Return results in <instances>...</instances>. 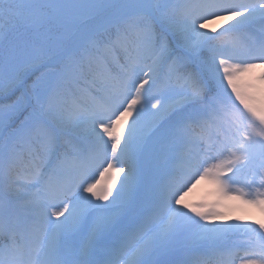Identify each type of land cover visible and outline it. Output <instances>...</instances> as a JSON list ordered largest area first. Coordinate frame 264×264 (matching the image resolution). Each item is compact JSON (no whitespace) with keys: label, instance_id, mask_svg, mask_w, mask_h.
Wrapping results in <instances>:
<instances>
[{"label":"snow or ice","instance_id":"1","mask_svg":"<svg viewBox=\"0 0 264 264\" xmlns=\"http://www.w3.org/2000/svg\"><path fill=\"white\" fill-rule=\"evenodd\" d=\"M205 179L264 212V0H0V264H264Z\"/></svg>","mask_w":264,"mask_h":264},{"label":"rangeland","instance_id":"2","mask_svg":"<svg viewBox=\"0 0 264 264\" xmlns=\"http://www.w3.org/2000/svg\"><path fill=\"white\" fill-rule=\"evenodd\" d=\"M219 30H222L219 23L214 25ZM227 26V25H225ZM261 70L257 69L255 75L258 76ZM251 78L245 77L243 82H248ZM133 97L135 93L132 94ZM131 102L130 100L128 101ZM139 107V105H137ZM135 118V113L128 118V125L125 126V135L127 134V127L131 125L132 120ZM123 175V174H121ZM91 182V181H90ZM107 182L105 180L97 184V191L102 189ZM118 186V185H117ZM85 195H91L85 193ZM94 199V198H93ZM102 202V201H99ZM185 203L190 206L189 214H192L191 209L194 208L197 211L207 213L215 210L225 215V220H217L215 223H252L256 222L253 226H257L260 222H264V212L258 208L249 207L242 204L239 200H234L230 197H223L217 186L208 180H201L195 184L194 187L185 196ZM240 218L239 220L237 218Z\"/></svg>","mask_w":264,"mask_h":264}]
</instances>
